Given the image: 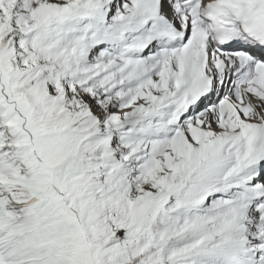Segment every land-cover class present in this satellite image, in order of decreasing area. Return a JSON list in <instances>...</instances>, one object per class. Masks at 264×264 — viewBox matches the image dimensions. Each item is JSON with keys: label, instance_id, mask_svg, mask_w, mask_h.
Segmentation results:
<instances>
[{"label": "snow or ice", "instance_id": "obj_1", "mask_svg": "<svg viewBox=\"0 0 264 264\" xmlns=\"http://www.w3.org/2000/svg\"><path fill=\"white\" fill-rule=\"evenodd\" d=\"M0 264H264V0H0Z\"/></svg>", "mask_w": 264, "mask_h": 264}]
</instances>
